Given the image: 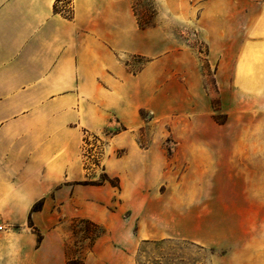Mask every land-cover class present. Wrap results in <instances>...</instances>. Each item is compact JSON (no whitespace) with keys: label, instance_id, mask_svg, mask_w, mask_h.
<instances>
[{"label":"crops","instance_id":"1","mask_svg":"<svg viewBox=\"0 0 264 264\" xmlns=\"http://www.w3.org/2000/svg\"><path fill=\"white\" fill-rule=\"evenodd\" d=\"M152 2L158 15L177 7ZM157 28L138 24L134 0H0V264L80 255L84 264H135L122 247L162 240L221 251L210 264H264V173L223 177L190 164L175 179L160 145L141 147L128 133L142 120L122 85V39L131 47ZM112 117L125 130L105 147L104 172L119 179L110 210L114 187L85 182L82 142ZM214 146L187 150L198 162ZM75 218L103 226L108 238L69 257Z\"/></svg>","mask_w":264,"mask_h":264},{"label":"rangeland","instance_id":"2","mask_svg":"<svg viewBox=\"0 0 264 264\" xmlns=\"http://www.w3.org/2000/svg\"><path fill=\"white\" fill-rule=\"evenodd\" d=\"M176 1L177 7L168 4L158 15L152 0H134L138 24L158 28L132 39L131 47L122 39V85L142 120L128 133L141 147L160 145L175 179L190 164L201 166V172L216 169L223 177L264 173V0ZM121 126L112 117L102 133H84L85 182L110 185L105 147ZM195 143L220 149L202 151L208 159L193 162L187 148ZM214 152L216 157L210 155ZM124 153L117 150L113 156ZM114 192L110 210L120 203L118 188ZM68 224V256L90 251L101 230L73 219ZM100 238H108L106 229ZM122 250L135 264H210L221 253L182 240Z\"/></svg>","mask_w":264,"mask_h":264},{"label":"trees","instance_id":"3","mask_svg":"<svg viewBox=\"0 0 264 264\" xmlns=\"http://www.w3.org/2000/svg\"><path fill=\"white\" fill-rule=\"evenodd\" d=\"M121 130L122 131L125 130V127L124 126H121V129L119 131L114 132L112 134V136L114 134L120 132ZM113 180H115V182L117 183L116 185L113 184V182H112ZM105 181L108 182L112 187L119 188V179L118 178H110V177L107 176L105 178ZM73 221L74 222L75 221L76 222H80V223H86L87 225H89V227H92L93 229H99V230H101L98 234L95 235V239L100 238L105 233V229L102 226H100L99 224L94 223V222H92V221H90L88 219L75 218V219H73ZM91 241H93V242H91V247H92L93 244H94V240L91 239ZM78 262L79 263H76V259H69L68 262H67V264H84L83 263V260H79Z\"/></svg>","mask_w":264,"mask_h":264},{"label":"built area","instance_id":"4","mask_svg":"<svg viewBox=\"0 0 264 264\" xmlns=\"http://www.w3.org/2000/svg\"><path fill=\"white\" fill-rule=\"evenodd\" d=\"M65 4H66V7H65V13H66V15H70V8H69V4H70V2L69 1H67V2H65ZM1 229V228H0Z\"/></svg>","mask_w":264,"mask_h":264}]
</instances>
